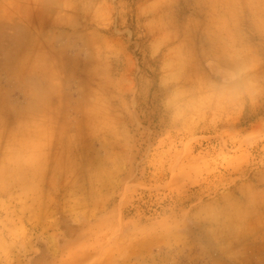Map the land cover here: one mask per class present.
Wrapping results in <instances>:
<instances>
[{"label": "rangeland", "instance_id": "obj_1", "mask_svg": "<svg viewBox=\"0 0 264 264\" xmlns=\"http://www.w3.org/2000/svg\"><path fill=\"white\" fill-rule=\"evenodd\" d=\"M0 264H264V0H0Z\"/></svg>", "mask_w": 264, "mask_h": 264}, {"label": "bare ground", "instance_id": "obj_2", "mask_svg": "<svg viewBox=\"0 0 264 264\" xmlns=\"http://www.w3.org/2000/svg\"><path fill=\"white\" fill-rule=\"evenodd\" d=\"M4 29H6V28L4 27ZM4 31H5V30H4ZM5 33H6V32H5ZM20 110H21V109H20ZM9 111H11V110H9ZM24 112H26V111H24ZM9 113H10V112H9ZM13 113H14V111L11 113L12 116L10 115V117H13V116L15 115V113H14V115H13ZM17 113L19 114V112H17ZM17 113H16V115H18ZM20 113H23V112H20ZM26 113H27V112H26ZM26 113H23V114H26ZM6 116H7V115H5V116H4V115H3V116L1 115L2 118L6 117ZM14 117H15L16 119L19 118V116H14ZM21 117H22V116H21ZM7 118H9V116H7ZM23 118H24V117H23ZM23 118H20L18 121H21V119H23ZM12 119H13V118H12ZM3 120H4V119H3ZM5 120H6V119H5ZM13 121H14V120H13ZM21 122H22V121H21ZM20 124H21V123H20ZM20 124H19L18 126H20ZM10 125H11V124H10ZM10 128H11V127H10ZM11 131H13V130H11ZM17 138L19 139L18 136L16 137V140H17ZM13 140H15V139L13 138ZM16 140H15V141H16ZM15 141H14V142H15ZM34 141H35V140H34ZM18 143H19V142H18ZM14 144H15V143H14ZM20 145L23 147V150H24V149H28V148L31 149V147H30V146H31V145H30V142H28V141H21V142H20ZM37 145H38V144H37ZM37 145H35V148H34V149H36V146H37ZM39 146H40V144H39L37 147H39ZM33 147H34V146H33ZM20 148H21V147H20ZM27 153H28V151H27ZM25 154H26V153H25ZM12 155H13V154H12ZM21 156H23V155H21ZM21 156L19 155V156H15V157H16V159H17L19 162L22 163L23 168H25L27 171H29L30 166H34V165H32V164H31V161H29V160H23V158H22ZM30 156H31V155H30V153H29V157H30ZM23 157L25 158V156H23ZM31 157L33 158L34 156L32 155ZM31 157H30V158H31ZM30 158H29V159H30ZM32 158H31V159H32ZM34 162H35V161H34ZM33 164H34V163H33ZM35 166H36V165H35ZM37 167H38V166H37ZM13 178H15V176L12 177V179H13ZM37 178H38V177H37ZM19 180H20V179H19ZM32 182H33V181H32ZM14 183H15V182H14ZM33 183H34V182H33ZM26 185H27V183H26ZM32 186H33V185H32ZM33 187H34V186H33Z\"/></svg>", "mask_w": 264, "mask_h": 264}]
</instances>
